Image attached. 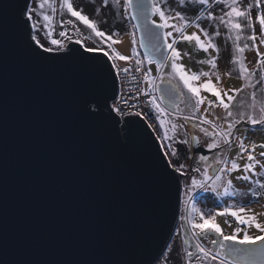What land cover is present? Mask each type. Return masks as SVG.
<instances>
[{
  "label": "snow or ice",
  "instance_id": "obj_1",
  "mask_svg": "<svg viewBox=\"0 0 264 264\" xmlns=\"http://www.w3.org/2000/svg\"><path fill=\"white\" fill-rule=\"evenodd\" d=\"M36 2L38 7H33V0H16L14 4L0 0V51L7 48L10 40H14L28 57L43 65L71 64L92 74L95 77L92 87L75 98L77 118L100 129L119 148L137 147V141L146 137L148 143L156 146L152 165L161 190L170 183L177 182L179 194V181L185 179V212L189 214L180 219L187 221L197 237L213 234L222 238L220 241H211L214 246H218L215 252L197 243L195 253L187 252L188 264H191L194 256L200 264H215L217 260L219 264H230V261L231 264H240V260L249 251L225 248L224 242L231 241L240 245L264 242V222L258 219L260 214L244 206H226L206 214L195 203H190L194 200L190 193L200 189L211 191L217 197L246 195L236 188L233 183L235 179L254 185L249 189L253 197L264 196V180L258 178L264 176V142L257 143L249 137L246 134L249 129H244V134L237 135L241 133L237 125L242 123L250 124L253 128L259 125L258 131L264 132V50H261L264 46V0H172L171 3L170 0H136V3L133 0H123V3L121 0H111V7L122 8L123 15L130 13L131 19L137 21L132 25L133 31L128 33L133 45L130 56L121 54L114 47L123 43L114 38L119 35L118 32L108 34L100 30L97 21L82 14V9L74 7L73 0H59L60 9H66L71 17L82 22L105 45H82L80 48L69 46L72 37L65 30L57 33L59 38L53 36L56 32L53 24L54 14L57 12L55 0ZM214 5L221 6L220 15H215L212 11ZM46 6L52 14L45 11ZM109 6L110 0H100V7L95 11L98 13ZM9 8L16 10L15 31L9 27ZM188 12L193 15L190 17ZM205 20L209 27L214 28L211 33L209 28L202 26L201 21ZM73 23L71 19L67 21V24ZM221 27L226 29L225 43L231 41L233 46L229 60L231 67L223 74L219 71L220 48L216 43V37L222 35ZM189 29L194 30L189 32ZM136 30L142 33L139 41L136 39ZM75 43L82 42L77 40ZM137 44L145 49L142 55L137 51ZM184 45L206 53L207 57L195 60L184 50ZM247 52L255 53L256 63L251 68L248 66ZM96 53H101L102 56L98 58ZM185 56H189L195 64L208 66L209 70L205 71L203 67L196 70L186 67L182 62ZM120 62H129V66H122ZM151 65H155V75ZM165 69L170 71L166 72ZM133 72L140 75L139 80L132 76ZM234 73L242 81V87H223V77L231 79ZM129 76L138 84L144 85L137 87L135 92L137 97L146 98L143 108L147 111L137 108L129 113L117 103V96L120 94L118 80H126ZM257 85L261 86L259 99ZM246 89L251 91L246 97H241ZM204 93L210 94L214 99ZM120 100L123 104L128 103L122 95ZM165 101L171 111L165 106ZM180 103L184 104L183 109L180 108ZM245 108L251 111H245ZM216 109L222 111L217 112ZM257 111L258 115L255 114ZM129 115L139 117L146 125L134 119H125ZM152 133L156 134L155 137ZM157 141L160 142L158 146ZM193 144L208 150L220 149L213 157L216 165L213 175H209L207 170L213 165H207L203 171L200 167L192 169L200 173L202 178L189 176L186 161L192 158L188 152ZM233 146L236 153L230 156ZM206 160L207 156H199V161ZM191 213L198 214V219ZM229 216L232 217L231 222L226 219ZM218 217L225 218L224 223L229 227L232 222L237 226L230 234H226ZM252 228L257 230L256 235L249 233ZM166 249L171 251V245H166ZM256 254L264 256V249ZM0 264H31L29 261L9 258L6 232L2 227ZM81 264L126 262L103 260Z\"/></svg>",
  "mask_w": 264,
  "mask_h": 264
},
{
  "label": "water",
  "instance_id": "obj_2",
  "mask_svg": "<svg viewBox=\"0 0 264 264\" xmlns=\"http://www.w3.org/2000/svg\"><path fill=\"white\" fill-rule=\"evenodd\" d=\"M15 15L9 8L12 31ZM136 35L139 41L141 31ZM94 79L76 65L34 61L14 40L0 51V227L11 260L153 264L175 232L182 181L179 194L177 182L161 190L156 146L144 137L137 147L119 148L77 118L75 98ZM192 152L210 153L195 144ZM225 248L247 250L231 241Z\"/></svg>",
  "mask_w": 264,
  "mask_h": 264
},
{
  "label": "rangeland",
  "instance_id": "obj_3",
  "mask_svg": "<svg viewBox=\"0 0 264 264\" xmlns=\"http://www.w3.org/2000/svg\"><path fill=\"white\" fill-rule=\"evenodd\" d=\"M172 0H170V3ZM247 2V0H245ZM121 3H123V0H121ZM74 7L76 9H82V14L88 15L90 19L97 21L99 25V29L108 33L112 34L113 32H118L119 35L117 37H114L115 39L122 40L123 43L117 44L114 47L119 51L121 54L130 56L131 55V49L133 47L131 43V37L128 35V33L133 31L132 25L133 22L131 20L130 14L125 16L123 15V9L122 8H113L111 7V0H110V6L108 8L101 9L100 12H96L95 9L100 7V0H73ZM54 6L57 8L56 14H54V21L53 24L55 26L56 32L53 33L54 37H57V33L61 30H65L68 34V36L72 37V41L75 42L77 40H80L81 46H87V47H97V46H105L101 40V38L95 37L94 34L90 32V30L82 23L75 20V18L71 17L70 14L67 13L66 9H60L59 8V0H55ZM33 7H38V3L36 0H33ZM193 8L199 7V6H192ZM220 5H214L212 11H214L215 15H220ZM45 11L49 14L51 13V10L45 7ZM190 17L193 15L192 12L187 13ZM253 15H255V10H253ZM71 19L73 20V24H67V21ZM202 26L209 28V32L211 33L214 31V28L209 27L208 21H201ZM194 29H189V32L193 31ZM258 30V29H257ZM221 36L216 37V43L218 47L220 48V57L218 60V66L219 71L221 74L225 73L229 70L231 65L229 64L230 55L232 54L233 46L231 41H228L225 43V33L226 29L223 27L220 28ZM43 34V33H42ZM247 34V33H245ZM59 38V37H57ZM137 38V37H136ZM203 38V37H202ZM65 39V38H61ZM47 43V41H45ZM67 42V41H65ZM243 43V41L241 42ZM137 51L142 55L143 53L140 52L138 48V44L136 45ZM184 50L189 53V56L193 57L195 60L203 59L207 57L206 53L203 52H197L192 47L188 45H184ZM264 50V46H262V49ZM211 51V50H210ZM215 54V53H213ZM189 56H185L183 59V63L186 65V67L191 68L193 70H196L198 67H203L205 71L209 70L208 66L204 65H198L193 63ZM247 59L249 61L248 66L251 68L256 63L255 53L254 52H247L246 53ZM122 66H129V62H120ZM153 68V75H155V65H151ZM165 71H170V69H165ZM213 79H215L213 77ZM159 82V81H158ZM223 87L225 88H241L242 87V81L237 78L236 74H233V77L231 79L227 78L226 76L223 77ZM260 85H257V98H260ZM251 89H246L244 93H241V97H246L247 93L250 92ZM204 95H209V98L214 99L210 96V94L204 93ZM180 108H184V104L180 103ZM245 111H251L250 109L245 108ZM187 111V110H186ZM217 112H221L222 110L216 109ZM255 114H259L258 111ZM134 116V115H133ZM190 127V126H189ZM238 128L241 129V133H237V135L244 134V129H249L246 134L254 139L257 143L264 142V132L258 131L259 125H257L255 128H253L250 124H244L237 125ZM198 131V130H194ZM156 135L155 133H153ZM201 135V139L203 141V136ZM160 143V142H159ZM186 149H188V146H185ZM207 149L206 147H204ZM208 150V149H207ZM210 153L205 155L207 156L206 161H199V156L201 154H194L192 152V145L191 150L188 152V154L192 157L191 159L187 160L186 163L189 165L188 167V174L189 176H196L198 179L202 178L200 173H196L192 171L195 167H200L201 171L205 169V167L208 164H214L213 157L216 156V154L220 151V149H214L209 150ZM258 151V150H257ZM236 153L235 146H233L232 151L229 153L230 156H234ZM209 161V162H208ZM211 161V162H210ZM216 165L214 164L212 167L207 168L209 175H213L212 171L215 170ZM259 171V170H258ZM236 174L234 173L233 176ZM257 177H254L256 179ZM261 180H264V176L258 177ZM182 189H181V208L179 212V219L177 222V226L175 228V232L172 235L171 240L169 241L168 245H171V251H168L165 249V251L162 253V255L153 263V264H188V257L187 252H196V244L200 243L202 246L212 250L213 252L217 251L218 246H214L211 241L213 239L220 241L222 238L209 234L207 236H201L197 237L195 236L194 232L191 230L190 225L185 220H181V216L188 215L189 213L185 212V202L186 197L184 195V189L183 185L185 182V179L182 178ZM234 185L236 188L242 192L246 193L244 196H236V197H217L214 193L211 191L205 192L200 189H195L190 195L194 197V200L190 203H195L198 208H200L202 211H204L206 214L209 212H215L218 209H222L226 206H244L246 209H251L253 212L260 214L258 216V219L261 222H264V196L261 197H253L249 193V189L252 187H255L254 185L250 184L249 182L244 181H238L233 180ZM247 196V197H246ZM249 196V197H248ZM236 198V199H235ZM193 217L198 219V214L191 213ZM225 218L218 217L217 220L221 224L222 228L224 229L226 234H230L237 225L232 222L231 227H229L228 224L224 223ZM230 222L232 221V217H227ZM244 227V226H241ZM249 233L251 235H256L257 230L255 228H252L249 230ZM226 244V242H224ZM249 249V260L252 262H264V256L257 255L256 252L264 249V242L257 243L255 245L248 244ZM191 264H200L199 260L196 259L194 256L191 260ZM215 264H219V261L217 260ZM231 264V261H230ZM240 264H255V263H240Z\"/></svg>",
  "mask_w": 264,
  "mask_h": 264
},
{
  "label": "built area",
  "instance_id": "obj_4",
  "mask_svg": "<svg viewBox=\"0 0 264 264\" xmlns=\"http://www.w3.org/2000/svg\"><path fill=\"white\" fill-rule=\"evenodd\" d=\"M121 75L123 76V74ZM132 76H136L138 80L140 79V75L136 74L135 72L132 73ZM118 86L120 88V94L117 96V103L121 107H123L129 113H133L134 111L137 110V108H139V110L141 111H147V109L143 108V103L146 98L143 96L137 97V93L135 92V89L137 87L144 86L142 83L138 84L136 81H134L131 78V76H129L128 79L126 80H118ZM121 95L128 100L127 104L122 103V101L120 100ZM129 116H133V115H129Z\"/></svg>",
  "mask_w": 264,
  "mask_h": 264
},
{
  "label": "flooded vegetation",
  "instance_id": "obj_5",
  "mask_svg": "<svg viewBox=\"0 0 264 264\" xmlns=\"http://www.w3.org/2000/svg\"><path fill=\"white\" fill-rule=\"evenodd\" d=\"M165 106H166V103H165ZM209 162V161H208ZM211 162V161H210ZM208 165H212V164H208ZM214 165V164H213ZM247 250L249 251L248 249V246H247ZM234 259V258H233ZM249 254L245 256V259H244V263H252L250 260H249Z\"/></svg>",
  "mask_w": 264,
  "mask_h": 264
},
{
  "label": "bare ground",
  "instance_id": "obj_6",
  "mask_svg": "<svg viewBox=\"0 0 264 264\" xmlns=\"http://www.w3.org/2000/svg\"><path fill=\"white\" fill-rule=\"evenodd\" d=\"M136 37H137V35H136ZM137 41H138V39H137ZM138 46H139V44H138ZM139 49H140V47H139ZM141 51V50H140ZM252 263H254V262H252Z\"/></svg>",
  "mask_w": 264,
  "mask_h": 264
},
{
  "label": "crops",
  "instance_id": "obj_7",
  "mask_svg": "<svg viewBox=\"0 0 264 264\" xmlns=\"http://www.w3.org/2000/svg\"><path fill=\"white\" fill-rule=\"evenodd\" d=\"M258 151H259V149H258ZM257 170H259V169H257ZM247 197V196H246ZM249 197V196H248ZM236 199V198H235Z\"/></svg>",
  "mask_w": 264,
  "mask_h": 264
},
{
  "label": "trees",
  "instance_id": "obj_8",
  "mask_svg": "<svg viewBox=\"0 0 264 264\" xmlns=\"http://www.w3.org/2000/svg\"><path fill=\"white\" fill-rule=\"evenodd\" d=\"M137 39V38H136ZM138 48H139V46H138ZM140 50V49H139ZM141 52V51H140Z\"/></svg>",
  "mask_w": 264,
  "mask_h": 264
}]
</instances>
